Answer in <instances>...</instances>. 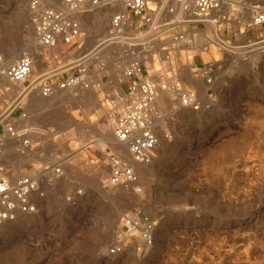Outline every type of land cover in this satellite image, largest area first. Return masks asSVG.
<instances>
[{
  "label": "rangeland",
  "instance_id": "374dc122",
  "mask_svg": "<svg viewBox=\"0 0 264 264\" xmlns=\"http://www.w3.org/2000/svg\"><path fill=\"white\" fill-rule=\"evenodd\" d=\"M28 2L0 0L2 65L22 49L34 51ZM111 11L104 9L102 28L90 19L96 29L92 38L105 30ZM256 34L248 35L251 42ZM238 41L247 43L243 37ZM11 51L12 57L4 58ZM213 51L222 59L216 101L199 112L159 103L171 116L158 125L151 162L134 165L137 192L105 184L103 150L129 157L113 137L107 104L97 101L103 91L23 101L14 116L28 111L33 144L43 147L24 162L52 159L38 155L53 149L55 157L69 152L74 157L36 213L0 226V264H264V41L230 53ZM35 61L39 72L44 65L37 56ZM7 86L0 74V88ZM4 104L0 99V107ZM5 144L13 149L11 140ZM68 195L71 203L65 201ZM134 208L155 222L149 246L120 231L122 215ZM118 242L125 243V251L110 254Z\"/></svg>",
  "mask_w": 264,
  "mask_h": 264
},
{
  "label": "built area",
  "instance_id": "2783aa9c",
  "mask_svg": "<svg viewBox=\"0 0 264 264\" xmlns=\"http://www.w3.org/2000/svg\"><path fill=\"white\" fill-rule=\"evenodd\" d=\"M108 8L105 30L90 38L84 17ZM28 11L34 51L22 49L10 63H0L8 84L0 88L5 103L0 107V226L36 213L73 157V152L55 157L53 149L38 155L52 159L24 162L43 149L33 144L28 111L14 116L25 101L103 91L100 100L107 104L113 137L129 157L107 152L105 184L137 192L134 164L151 162L159 145L158 125L171 116L159 103L192 112L211 109L222 61L212 47L215 53H230L264 41V4L250 0H29ZM254 31L257 41L251 42L248 35ZM240 37L247 43L240 44ZM59 48L63 50L49 55ZM36 53L44 65L39 72L34 71ZM49 60L55 64L46 65ZM6 139L13 143L10 151ZM65 201L71 203L73 197ZM121 220L126 237L145 246L153 243L155 222L143 209H131ZM125 248L118 242L109 253L121 254Z\"/></svg>",
  "mask_w": 264,
  "mask_h": 264
},
{
  "label": "bare ground",
  "instance_id": "6f19581e",
  "mask_svg": "<svg viewBox=\"0 0 264 264\" xmlns=\"http://www.w3.org/2000/svg\"><path fill=\"white\" fill-rule=\"evenodd\" d=\"M103 15H104V10L100 11L99 13H96V14H92V15H87L84 17L83 19V23H82V26H83V29L88 33H93L94 30L96 31V29H91L92 26L94 24H92V19H94L96 21V26L97 27H100L102 28V26L104 25V21H103ZM91 19V20H90ZM85 20V21H84ZM88 20V21H87ZM94 22V21H93ZM101 23V24H100ZM95 28V27H94ZM90 38H92L90 35H88ZM12 54L13 52H8L6 55H4V58L6 59H10L12 57ZM36 56L38 58V60H40V62L42 61V56L39 54V53H36ZM163 101V100H162ZM164 102V101H163ZM121 146V144H120ZM122 147V146H121ZM120 147V148H121ZM123 147H125L123 145ZM121 149H124V148H121ZM32 155V154H31ZM45 155H48V154H45ZM135 165V164H134ZM136 165H143V164H136Z\"/></svg>",
  "mask_w": 264,
  "mask_h": 264
},
{
  "label": "crops",
  "instance_id": "0c3cea01",
  "mask_svg": "<svg viewBox=\"0 0 264 264\" xmlns=\"http://www.w3.org/2000/svg\"><path fill=\"white\" fill-rule=\"evenodd\" d=\"M87 93V92H86ZM91 93V92H90ZM92 94V93H91ZM96 98V97H95ZM100 99H97V101H99ZM32 119V117L30 116L29 119L27 120V122H29L30 120ZM104 152H108V151H105V149L103 150ZM74 157V156H73Z\"/></svg>",
  "mask_w": 264,
  "mask_h": 264
}]
</instances>
